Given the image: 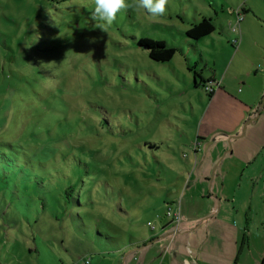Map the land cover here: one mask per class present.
<instances>
[{
  "label": "rangeland",
  "instance_id": "rangeland-1",
  "mask_svg": "<svg viewBox=\"0 0 264 264\" xmlns=\"http://www.w3.org/2000/svg\"><path fill=\"white\" fill-rule=\"evenodd\" d=\"M247 1L169 0L163 17L129 7L104 33L94 0H0V256L46 264L150 239L179 201L183 221L213 206L211 216L247 210L252 232L264 230V90L227 155L201 167L206 146L193 151L210 133L225 137L220 118L200 127L210 97L199 72L217 62L224 76L234 49L230 26L215 34L224 48L186 31L215 2ZM142 39L177 52L156 62ZM187 200L197 209L186 212Z\"/></svg>",
  "mask_w": 264,
  "mask_h": 264
},
{
  "label": "crops",
  "instance_id": "crops-1",
  "mask_svg": "<svg viewBox=\"0 0 264 264\" xmlns=\"http://www.w3.org/2000/svg\"><path fill=\"white\" fill-rule=\"evenodd\" d=\"M242 5L245 10V20L241 25L242 43L238 50L230 42L234 34L230 33L227 37V45L234 49L233 55L230 51L228 52L227 58L232 61L228 71L222 76L218 71L219 64L215 62L211 64V68L205 67L204 72H199V75L205 79L203 82L221 80L220 88L215 90L209 99L210 104L203 113L200 127L207 118L213 121L220 118L224 127H219V131L225 136L224 138L215 137L213 139L215 142L208 141L213 133H210L207 139H201L204 142L198 139L201 148L206 146L203 152L201 150L194 152L197 158V154L201 151L198 163L201 167L210 165V161L216 160L221 155H227L229 153L228 138L240 132L245 122L261 109V105L258 107V102L264 90V34L262 32L264 31V1L251 4V0H248L245 4L238 2L236 5L226 6L215 2L210 9V17L202 15L196 22L204 17L211 18L216 30L206 38H209L214 46L218 43L220 48L229 47L224 45L221 36H217V39L215 34L223 35L227 30L226 27H229L230 22L234 20L233 16L227 14L226 9ZM257 29H260V32ZM251 53L256 54V57L249 58ZM228 59L224 62L227 63ZM236 62L240 66L231 72V67ZM240 85L244 86L242 90L237 89ZM237 110H240L238 116L234 115ZM210 112H212L211 118ZM207 177L210 178V176ZM221 182L222 185L226 183V181ZM211 192H213L212 189ZM216 194L221 198L225 195L219 192ZM177 203H180L181 210V202H173L175 205ZM185 205L186 212L198 207L188 200ZM215 209L212 206L202 221L200 219L182 220L179 225L168 222L172 225L169 227H166L168 224H163L162 229L154 233L150 239L136 238L129 243L114 246L101 242L98 246L91 248L85 256L70 259L67 255V260L61 256L59 262L46 264H79L82 258H90L91 264H261L264 258V230L257 232L259 229H256L254 233L252 232L247 210L241 214L240 218H237L235 214L239 216L240 212L229 209H219L217 216H211L213 212L216 213ZM227 215L232 217L227 219ZM260 228H264V221ZM0 264L23 263L7 261L0 256Z\"/></svg>",
  "mask_w": 264,
  "mask_h": 264
},
{
  "label": "clouds",
  "instance_id": "clouds-1",
  "mask_svg": "<svg viewBox=\"0 0 264 264\" xmlns=\"http://www.w3.org/2000/svg\"><path fill=\"white\" fill-rule=\"evenodd\" d=\"M168 2L169 0H132V3L128 4L127 0H94L92 18L97 22V29L106 33L118 12L131 7L137 10L146 9L153 17H163L167 13Z\"/></svg>",
  "mask_w": 264,
  "mask_h": 264
},
{
  "label": "trees",
  "instance_id": "trees-1",
  "mask_svg": "<svg viewBox=\"0 0 264 264\" xmlns=\"http://www.w3.org/2000/svg\"><path fill=\"white\" fill-rule=\"evenodd\" d=\"M231 9H233V7H228L226 12L229 13ZM243 12L245 14L244 9ZM215 30L216 27L213 20L211 18L204 17L197 23L193 24L191 28L186 31V35L188 38L198 41L212 35ZM140 45L141 47L149 50V57L152 60L160 63L170 62L177 52L176 48L170 47L165 41L142 39L140 41ZM208 81L211 80H207L206 82H203V84L207 83ZM208 96L211 97L212 94H208ZM261 264H264V258Z\"/></svg>",
  "mask_w": 264,
  "mask_h": 264
},
{
  "label": "built area",
  "instance_id": "built-area-1",
  "mask_svg": "<svg viewBox=\"0 0 264 264\" xmlns=\"http://www.w3.org/2000/svg\"><path fill=\"white\" fill-rule=\"evenodd\" d=\"M229 14L234 17V20L230 22V31L235 35L230 40L232 46L238 50L242 41V30L241 25L243 21L245 20V14L243 12V6H239L236 8H233L229 11ZM220 88V81L218 80H211L205 83L204 89L208 94H213L215 90ZM201 143L197 142L195 145H193V151L197 152L200 150ZM175 205V204H174ZM175 209H172L171 207L168 208L166 216L170 218L171 222L179 225L182 222L183 215L180 210V205L177 203L175 205ZM149 227H151L152 230H156L155 226L152 223L148 224ZM79 264H91L90 258H82Z\"/></svg>",
  "mask_w": 264,
  "mask_h": 264
}]
</instances>
